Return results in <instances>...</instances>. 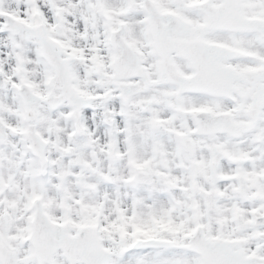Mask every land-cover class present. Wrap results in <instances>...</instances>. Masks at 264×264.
<instances>
[{"label": "snow or ice", "instance_id": "6c2138e0", "mask_svg": "<svg viewBox=\"0 0 264 264\" xmlns=\"http://www.w3.org/2000/svg\"><path fill=\"white\" fill-rule=\"evenodd\" d=\"M0 264H264V0H0Z\"/></svg>", "mask_w": 264, "mask_h": 264}]
</instances>
